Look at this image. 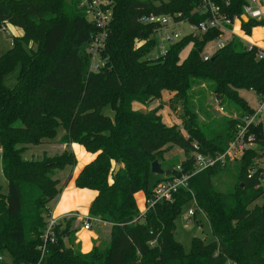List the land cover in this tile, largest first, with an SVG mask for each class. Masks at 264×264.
Returning a JSON list of instances; mask_svg holds the SVG:
<instances>
[{
	"label": "trees",
	"instance_id": "obj_1",
	"mask_svg": "<svg viewBox=\"0 0 264 264\" xmlns=\"http://www.w3.org/2000/svg\"><path fill=\"white\" fill-rule=\"evenodd\" d=\"M81 1L0 0V27L22 31L0 56V157L7 181V192H0V256L6 252L11 259L0 264H29L39 258V235L49 204L60 191L54 171L76 164L69 149L47 153L59 128L64 130L61 144H79L96 154L79 172L75 186L97 192L89 217L111 227L105 245L82 253L74 245L75 218L62 219L45 264H264V203L256 204L264 195L260 185L264 167L259 161L264 157L263 124L247 128L246 136H254L258 149L244 150L234 166L231 189L215 188L222 168L217 164L189 180L190 192L179 190L171 202L157 203L143 218L134 198L139 192L149 198L152 189L168 179L151 173L154 161L165 171L179 164L188 170L193 144L211 156L228 148L241 120L254 111L239 91L264 97V57L258 59L257 47L247 50L234 37L203 60L204 47L219 35L210 30L198 37L184 36L165 55L147 58L156 44L155 26L139 20L181 14L177 21L196 25L204 18L196 12L200 1L109 0L112 14L99 53L102 66L91 72L87 47L96 30L79 7ZM212 1L228 18L240 19L247 35L264 26L241 20L245 0ZM189 44L191 49L181 60L180 53ZM16 68V83L8 88L4 79ZM201 83H207L236 118H224L221 125L199 123L190 92ZM163 92L173 93V109L181 106L179 120L186 136L179 126L162 123L159 108H133L134 103L148 108ZM173 148L181 151L180 159H169ZM113 163L122 165L116 175ZM192 200L208 220L214 241L205 244L195 237L191 251L185 253L174 239L175 221Z\"/></svg>",
	"mask_w": 264,
	"mask_h": 264
},
{
	"label": "built area",
	"instance_id": "obj_2",
	"mask_svg": "<svg viewBox=\"0 0 264 264\" xmlns=\"http://www.w3.org/2000/svg\"><path fill=\"white\" fill-rule=\"evenodd\" d=\"M200 8L197 9V13L204 18L201 19L196 25H191L186 21H177L176 18L181 17V14H176L174 16L169 15H149L142 17L139 22L143 24H152L155 26L153 31V37L156 41L155 46H158L159 55L156 57H161L165 55L168 47L181 40L184 36L191 35L193 37H198L210 30L218 31L219 35L214 40L216 41V46L213 49L211 54L203 55V60H207L215 51L221 49L226 43L231 39L241 38L234 31V23L240 22V19L234 17L233 19L228 18L222 11L219 5L215 4L212 0H199ZM80 8L84 10L85 16L88 21H90L96 30V33L92 36L91 41L87 47V53L90 55V65L89 71L97 72L102 66V62L99 59V53L104 47L107 27L111 20V2L109 0H82ZM242 17H245L247 22L249 20L260 21L264 24V12L260 5V0H245V4L242 8ZM185 23L190 28L191 32L181 36V32H173L172 34H167L169 28H175L176 26ZM241 23V22H240ZM5 29V28H4ZM226 38H228L226 40ZM242 41V40H241ZM167 44V46H165ZM247 50H251L254 46L247 44L245 45ZM256 54L258 59L264 57V49L257 48ZM259 103L258 106L253 109V114L250 116L244 117L241 122L242 124L238 125L237 132L234 137V140L229 143L228 148L221 154L211 156L199 152L196 144H193L195 149L191 153L192 167L191 169L185 170L181 164L174 167L171 171V175L168 176V179L158 183L153 189L152 194L149 198L144 199V203L141 209L138 210L139 218H143L145 214L157 203L160 202H171L173 196L179 190H185L190 192L189 189V180L206 169L214 167L217 164L223 165L227 159H233L234 153L243 154L244 150L251 148L255 145L254 136L247 135L246 131L250 125L263 124L264 126V97H258ZM213 102L216 106L217 112L226 115L224 107L221 104V101L214 97ZM227 116V115H226ZM229 117V116H227ZM230 118H236L231 116ZM264 167V166H263ZM253 173V171H252ZM251 173V174H252ZM250 174V175H251ZM250 175L248 177H250ZM260 179L261 186L264 184V173L261 174ZM194 201V200H192ZM195 203V201H194ZM196 209L199 213H204L197 207ZM194 211L189 210L184 216V220L190 223L192 217H194ZM62 219H55L48 217L42 233L39 235L40 244L37 246V251L39 253V258L34 263L29 264H45V261L48 256V248L51 244L56 241V232L55 228L58 226L59 222ZM94 221H98L95 218L88 217L83 221V229L89 230ZM135 222V221H133ZM149 245L153 247L155 242H150ZM3 258L0 256V261Z\"/></svg>",
	"mask_w": 264,
	"mask_h": 264
},
{
	"label": "rangeland",
	"instance_id": "obj_3",
	"mask_svg": "<svg viewBox=\"0 0 264 264\" xmlns=\"http://www.w3.org/2000/svg\"><path fill=\"white\" fill-rule=\"evenodd\" d=\"M67 3H71L72 0H65ZM264 4V1H263ZM260 5L262 8V2L260 0ZM238 25V23H235L233 28H235ZM5 28V29H4ZM239 33L237 34L243 41H248V38L255 36L258 38V41L262 46H264V26L260 25L256 28L253 29L252 34H245L243 31H240V28H238ZM181 32V36H184L188 33L191 32L190 28L188 27L187 24L182 23L175 28H169L166 32L167 34H172L173 32ZM238 32V31H237ZM22 34L21 29L17 27H13L10 25H4V27H0V56L3 55L10 47H11V40L14 36H20ZM216 41L209 42L203 49L202 54H208L212 48L216 46ZM167 46V44H165ZM262 48V47H259ZM191 49V44L186 46L180 53V59L183 60L187 54L189 53ZM159 49L158 46H155L151 52L147 55V58H154L159 55ZM19 72V68H16L13 72L8 74L5 79H4V84L8 88H12L15 83H16V78ZM191 100L190 104L192 105L193 110L195 113H197L198 116V121L199 123H208L209 121H213L215 124H222L223 119L227 118V116H235V113L231 109H226L225 106L227 105H222L224 107V110L226 112V115H223L216 110V106L213 102V98L215 97L210 89L207 83H201L197 86H195L191 92ZM239 95L245 99L246 102H248V105L255 109L258 106L259 103V98L255 95L254 92L248 91V90H240ZM173 97V93H168V92H163L161 99L154 100L153 103L148 107L145 108L144 106L140 104H134L133 107L134 109H155L159 108L157 115L161 117L162 123H164L167 126H179L181 133L186 136L185 131L181 128V121L179 120V114L181 113V106L176 105L171 107V99ZM144 111V110H143ZM60 132H64L62 128L58 129L57 136ZM252 135V134H250ZM56 136V138H57ZM54 139L50 141L52 144V148H48L49 151L47 153L49 155H55L58 154V148L60 147L59 145L61 144L60 141L57 139ZM61 139V138H60ZM251 148L258 149L256 145H253ZM39 153V152H36ZM181 151L179 149L173 148L169 153L168 157L170 160L173 159H180L181 158ZM264 155V151H263ZM29 155L27 154L26 157ZM40 156V155H39ZM242 154H237L234 153L233 159H227V161L221 165V171L219 172L220 175L217 177V179L214 181L215 188L220 190V191H226L228 189H231L234 185V179H233V173H234V166L236 165V162L240 160ZM25 157V158H26ZM260 161V164L264 166V157H262ZM113 168L115 167V163L112 164ZM122 167V165H119ZM120 167V168H121ZM162 168V167H161ZM164 169V168H162ZM120 170V169H119ZM59 172L54 171V173ZM55 177V175H54ZM155 179H151L153 182ZM152 186V185H151ZM262 188L264 189V184H262ZM0 192L2 194L7 192V181L3 176L2 170H1V157H0ZM136 202H137V207L141 208V206L144 203V200L142 201V196L136 195L135 196ZM264 203V195L260 197L257 201L256 204H263ZM192 210L194 211V217H192V221L188 223L186 220H184V216L186 213ZM98 221H94L91 226V231L95 234V238L93 241H90L89 243L91 244V248L95 247L98 242L99 245L102 243L105 245L108 242L109 236H108V229L103 228L102 229V222L97 219ZM175 233H174V239L176 242H178L182 247L185 253H189L192 249V241L197 235V233L200 231L204 237L203 242L205 244L212 243L214 241V237L212 235L209 222L208 220L204 217L203 214L199 213L196 209L194 201H188L186 202L182 209H181V214L179 218L175 221ZM83 229V225L81 228L77 230L80 231ZM103 230V232H102ZM75 248H78L76 243L74 244ZM80 250V249H79ZM2 261H10L9 255L4 252Z\"/></svg>",
	"mask_w": 264,
	"mask_h": 264
},
{
	"label": "crops",
	"instance_id": "obj_4",
	"mask_svg": "<svg viewBox=\"0 0 264 264\" xmlns=\"http://www.w3.org/2000/svg\"><path fill=\"white\" fill-rule=\"evenodd\" d=\"M263 1L264 0H261L262 10L264 12ZM242 21L247 22L246 19L244 20L242 19ZM235 23H238V25L234 28V31L238 34L239 33L238 28H240V31H243V30L241 28L240 22L236 21ZM253 29L254 28L251 29L250 34H252ZM227 39L228 38H226V40ZM242 42L245 45L250 44L257 48L262 47L261 49H264V46L260 44V42L258 41V38H256L255 36L248 38V41L246 42L242 40ZM213 49L214 48L210 50L208 55L211 54V52H213ZM134 104H137V103H134ZM135 110L142 111L145 109H135ZM147 110H151V109L149 108ZM63 135H64V132H60L56 138L57 141L60 140V138H62ZM59 146L60 147L58 148V151L69 149L73 152L75 159H76V164L74 167H67L64 170H59V172L55 173V178L59 180L58 187L60 191L57 197L54 200H52L49 204V216L55 219H68L70 217H73L75 218L74 227L78 230L79 228L82 227L84 219L89 217V207L91 203L94 201L95 197L97 196V192L94 190H90V189L77 188L75 186V179L78 176L81 169L85 165H87L88 163L94 160V158L96 157V154H91V153L86 152L85 149L81 145L75 144V143H72L69 145L60 144ZM48 147L52 148V145L49 144ZM137 194L142 196V201L146 198L143 192H139ZM136 205H137V202H136ZM137 208L138 210L141 209L139 207ZM110 227H111L110 224L102 222V229L103 228L108 229V236L110 232ZM94 238H95V234L91 231V228L89 230L81 229L78 232L76 231L74 243H76L77 247L80 249V252L88 253L92 250L91 244L89 242L93 241Z\"/></svg>",
	"mask_w": 264,
	"mask_h": 264
},
{
	"label": "water",
	"instance_id": "obj_5",
	"mask_svg": "<svg viewBox=\"0 0 264 264\" xmlns=\"http://www.w3.org/2000/svg\"><path fill=\"white\" fill-rule=\"evenodd\" d=\"M242 19H246L245 17H242ZM120 166L119 165H115L114 169H113V175H116V173L119 171ZM151 173L154 175H160V176H169L171 175V171H165L164 169L161 168V165L157 162L154 161L151 164ZM198 240H203L204 237L202 235V233L199 231L197 233V235L195 236ZM99 245V243L96 244V247ZM64 246L66 249L70 248V244L68 239L64 240Z\"/></svg>",
	"mask_w": 264,
	"mask_h": 264
}]
</instances>
